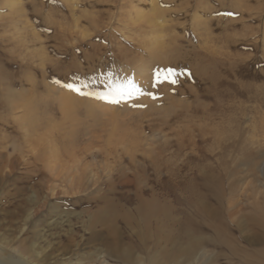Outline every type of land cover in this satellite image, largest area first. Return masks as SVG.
Returning a JSON list of instances; mask_svg holds the SVG:
<instances>
[{
	"label": "rangeland",
	"instance_id": "1",
	"mask_svg": "<svg viewBox=\"0 0 264 264\" xmlns=\"http://www.w3.org/2000/svg\"><path fill=\"white\" fill-rule=\"evenodd\" d=\"M201 1L162 2L167 25L154 28L129 26L130 0H22L14 13L0 0V128L19 149L22 128L45 140L46 166L63 176L51 195L45 174L19 196L23 166L10 160L0 256L123 264L100 254L117 240L132 264H264L250 256L264 227V0L251 12ZM155 37L164 44L145 45ZM168 69L177 82L158 83ZM127 80L140 91L118 104L94 95ZM25 208L35 224L15 240Z\"/></svg>",
	"mask_w": 264,
	"mask_h": 264
},
{
	"label": "bare ground",
	"instance_id": "2",
	"mask_svg": "<svg viewBox=\"0 0 264 264\" xmlns=\"http://www.w3.org/2000/svg\"><path fill=\"white\" fill-rule=\"evenodd\" d=\"M68 1H70V0H68ZM172 1L174 2L175 0H130V9H129L130 12H128L129 13V15H128L129 26H131V25L135 26V24H138V23H143V24L146 23V25L153 26L154 28L162 27V25L164 23H166V21H165L164 17L159 14V13L163 12V11L159 12L160 5H161L162 2L166 4V3H169V2H172ZM1 2H2L1 5H3L4 8L8 9L9 13L10 12L14 13V11H18L19 7H21L20 5H21L22 0H1ZM198 2L200 4V2H202V1L198 0ZM248 2L250 3L252 1L251 0H239L238 4L237 3L234 4V7H236L237 9H239L240 11H243V12L244 11L245 12H251L253 8L251 7V5ZM72 3H73V1L68 2L69 6L74 8L75 5L72 4ZM185 3H186V6H187L188 2H185ZM202 4H204V3H202ZM202 4L198 5V7H199L198 10H200L201 13L211 11L209 9V6H206L205 4L202 5ZM218 5H219L218 6L219 8L220 7H224V6H222V3H219ZM219 8H218V10H219ZM146 9H149V10L147 11ZM216 9H217V7H216ZM212 10H215V8L212 7ZM19 11H21V9ZM150 12L152 14H150ZM161 14H164V12L161 13ZM196 15H197V13L195 14V16ZM95 20H96V18H95ZM164 25H163V27H164ZM166 25H167V23H166ZM139 28H140V26H139ZM159 29L160 28H158V30ZM85 34H88V33H85ZM82 35H83V32H82ZM158 38L160 39V37H158ZM159 43H160L159 40L157 39V37H155L154 40L150 41L149 44L145 43V45H150V46H154V47L157 48V47H159V45H158ZM162 44H164V43H162ZM145 45L143 47H145ZM169 46H171V45H169ZM145 49H147V46H146ZM172 51H173V48H172ZM156 54H158V53H156ZM163 60H165V59H163ZM165 63H166V61H165ZM136 72H138V76H136L137 79H140L141 81H145L147 83L146 84L144 82V83L141 84L142 85L141 87L143 89L145 88V90H146L149 87L148 85H150L149 81H150V79L152 77V75L150 74V69L147 66H143ZM71 99H72L71 97H67V101H70ZM72 107L73 106H67V107H63L62 109L66 113H70ZM25 118H27V117H25ZM5 125H8V123H5ZM22 130H23V140H24V142L22 143V146L19 149L17 146H15V145L12 146L10 144L11 141L9 140V137L5 134L6 130L3 131V129L0 128V180L2 181L4 179V181H5L7 178H9L13 174V171L15 170L16 167L12 166V164L10 163V160L11 159H15L16 162L19 163V165L23 166L22 167L23 169L21 168L22 171L20 170L21 171V173H20L21 175H20L19 178H17L18 181L21 180V181H23V184H24V187H20L17 190L18 191L17 193H19V196L22 195V192L24 193L25 190L29 188V187H27V185H31V184H33L32 182L38 181L37 180L38 177L43 175V179L48 178V177L45 176V174L47 176L50 175L49 176L50 179L47 180L49 182L48 183H43V185H38V186L40 188H42L43 190L45 189L46 193H50V195H51V194L54 193L55 190H57L59 187L62 186L61 185V183H62V179L61 178L63 176L60 175V173L57 172V170H49L48 166H46L47 163H49L47 161V160H49V157H48L49 153L46 152L45 145H43V142L45 143V140H43V139H42V141L41 140H33L32 136L30 135V132H29L30 130L29 129H27V128L23 129L22 128ZM36 163H39L40 167H36L35 166ZM48 172H49V174H48ZM47 184H49V185H47ZM2 196L10 197L11 194L10 193L9 194L6 193V194H3ZM42 197L46 198L45 196H42ZM154 211L157 213V216L159 218L160 217L166 218L164 216V213H163V211H164L163 206L154 205ZM33 212L34 211L32 209H30V208L26 209L25 208L24 216L21 219L22 221H20V223L17 224V226H16V228L14 230L15 233H16L15 234V240H19L20 239V237L26 231V228H27V226L30 223L35 224L33 222V217H34ZM260 229H263V231L259 232V234H258L259 236H257V240H258V243L262 245V248H260L261 251L251 252L250 256L252 258H254L255 260L261 259L264 262V227H261ZM226 244H228V243H226ZM52 251H54V250H52V249L48 250L46 253L45 252L42 253V251H40V253H41L40 255L36 254V253L34 255L36 257V260H40V261H41L42 257H44L45 260H43V261L46 263L49 259L54 258V257H52V256H54ZM55 252H56V250H55ZM100 254L103 257H106V259L118 260L119 262H122L123 264H132L133 261L134 262L136 261V259H134L132 257V256H134V253L130 250V248L128 246H126V245H125V247H123L122 245H120L118 243L117 240L105 243L104 250H102L100 252ZM0 264H24V262L21 259H19V258L18 259H14L13 257L12 258H4V257L0 256Z\"/></svg>",
	"mask_w": 264,
	"mask_h": 264
},
{
	"label": "snow or ice",
	"instance_id": "3",
	"mask_svg": "<svg viewBox=\"0 0 264 264\" xmlns=\"http://www.w3.org/2000/svg\"><path fill=\"white\" fill-rule=\"evenodd\" d=\"M157 82L163 83L164 81H168L171 84H175L177 81L173 78L175 75L174 70L168 69L163 72H157ZM86 86V85H85ZM68 88L73 91L80 92L81 89L72 84L67 85ZM108 90L104 93H95L94 95L97 98L108 101L110 103L118 104L122 100L130 98L136 92H139L140 89L133 83L132 80H127L122 83H109L107 85ZM92 94V93H89Z\"/></svg>",
	"mask_w": 264,
	"mask_h": 264
}]
</instances>
